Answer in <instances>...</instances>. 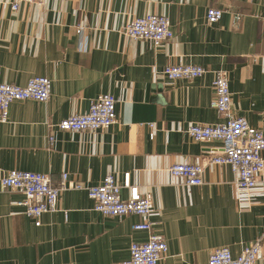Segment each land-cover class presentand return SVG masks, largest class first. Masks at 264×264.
<instances>
[{
    "label": "crops",
    "instance_id": "obj_1",
    "mask_svg": "<svg viewBox=\"0 0 264 264\" xmlns=\"http://www.w3.org/2000/svg\"><path fill=\"white\" fill-rule=\"evenodd\" d=\"M208 6L223 9L215 22L205 19ZM231 11L240 12L238 25ZM146 12L166 14L172 37L154 46L120 31ZM175 62L207 70L167 79L160 70ZM214 69L227 73L233 111L264 132V0H43L16 10L0 0V81L46 75L52 82L47 100L10 103L0 122V174L42 171L57 183L66 171L95 184L108 172L120 180L129 170L152 195L151 231L167 242L156 264H206L213 248L226 245L236 255L257 236L255 264H264L263 187H238L227 164H207L201 184H184L168 170L171 162L207 159L220 145L185 131L190 122L221 118L209 103ZM100 93L117 97L115 122L93 131L56 126ZM21 197L0 185V264H123L130 242L149 234L132 228L144 219L139 214L95 210L84 188L61 190L57 209L43 212L39 224L15 203Z\"/></svg>",
    "mask_w": 264,
    "mask_h": 264
},
{
    "label": "built area",
    "instance_id": "obj_2",
    "mask_svg": "<svg viewBox=\"0 0 264 264\" xmlns=\"http://www.w3.org/2000/svg\"><path fill=\"white\" fill-rule=\"evenodd\" d=\"M12 10H16L22 2L41 3L43 0H7ZM223 9L208 6L205 10L207 22H215L222 15ZM232 22L238 25L241 14L231 11ZM76 24V30L82 29ZM120 31L130 38L148 40L154 46L168 40L173 35L170 20L164 13L146 12L129 17ZM206 67L190 62L167 63L161 73L167 79L192 78L200 75ZM212 80L213 94L210 106L216 110L220 120L216 122H190L185 131L194 140L216 139L220 141L218 148L211 151V156L203 160L171 162L168 170L171 175L182 178L184 184H201L203 171L209 163L227 164L233 173V181L240 188H251L259 184L264 188V132L252 125L243 114H236L231 106V93L227 73L222 69H214ZM52 90L51 79L46 75L30 76L24 84L0 81V122L8 119L9 105L13 100L33 98L45 101ZM117 97L111 93H100L89 100L87 109L73 112L62 117L56 126L64 130H96L107 127L117 118ZM52 141V134L48 136ZM0 185L21 192L22 197L15 203L22 211L34 218L39 224V216L43 212L57 209L61 190L74 187L84 188L93 200V208L102 214L121 216L136 213L143 220L133 222L132 228L149 231L144 241H132L129 244V256L123 264H156L165 254L167 242L160 233L152 232V222L148 219L153 211V199L149 191H142L139 185L130 178L129 170L122 173L121 179L112 173L104 174L95 184H85L75 178H69L66 171H61L58 182L53 183L49 175L42 171L9 168L0 174ZM127 189V195L121 196V188ZM261 255V237L257 236L243 244L241 250L233 255L228 246L213 248L206 264H255ZM53 264H76L74 262Z\"/></svg>",
    "mask_w": 264,
    "mask_h": 264
}]
</instances>
